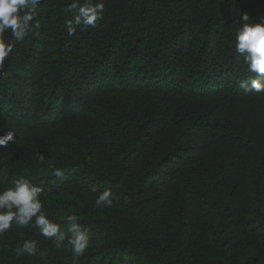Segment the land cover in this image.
Wrapping results in <instances>:
<instances>
[{"label": "trees", "instance_id": "16d2710c", "mask_svg": "<svg viewBox=\"0 0 264 264\" xmlns=\"http://www.w3.org/2000/svg\"><path fill=\"white\" fill-rule=\"evenodd\" d=\"M69 3L41 0L38 29L5 33L0 134L15 139L0 189L27 178L44 214L65 232L77 216L89 244L76 256L67 232L57 246L13 224L0 264H264V92L240 87L256 74L235 48L264 0H103L72 37ZM106 188L112 205L97 208ZM24 241L35 255L18 254Z\"/></svg>", "mask_w": 264, "mask_h": 264}, {"label": "clouds", "instance_id": "9594fccd", "mask_svg": "<svg viewBox=\"0 0 264 264\" xmlns=\"http://www.w3.org/2000/svg\"><path fill=\"white\" fill-rule=\"evenodd\" d=\"M41 0H0V70L4 68V62L12 54L14 44L5 39V33L10 30L15 41H22L25 36L38 29L40 24L33 25V20L38 14V6ZM69 10L77 9L76 13L65 20L67 36L76 35V30H87L95 27L102 18L104 11L103 0H71L67 5ZM243 21L235 36L236 51L242 55L247 69L255 73L254 78L240 81V87L245 91L264 92V20L250 22L245 13L241 16ZM15 133L11 130L0 134V147H7L14 141ZM40 163L45 162V156H38ZM55 174L59 176L60 170ZM12 187L0 189V234L9 230L13 224L18 227H35L45 238H55L57 246L64 241L66 232L68 243L74 255L80 256L85 252L89 244L88 229L77 223V216L66 217L67 229L62 231L57 223L52 222L42 211L40 194L42 188L34 185L27 178L20 177L12 182ZM114 194L111 189H104L96 195L95 206L106 208L112 205ZM33 218H35L33 220ZM27 252L29 255L37 253L36 241H24L18 249V254Z\"/></svg>", "mask_w": 264, "mask_h": 264}]
</instances>
